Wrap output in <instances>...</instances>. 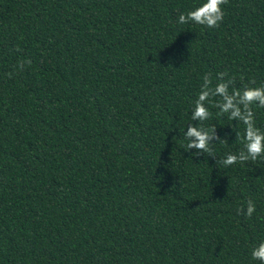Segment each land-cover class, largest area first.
<instances>
[{
    "label": "trees",
    "instance_id": "obj_1",
    "mask_svg": "<svg viewBox=\"0 0 264 264\" xmlns=\"http://www.w3.org/2000/svg\"><path fill=\"white\" fill-rule=\"evenodd\" d=\"M204 2L0 0V264H261L264 157L216 163L245 135L220 97L191 115L206 74L264 86V0L178 23Z\"/></svg>",
    "mask_w": 264,
    "mask_h": 264
},
{
    "label": "clouds",
    "instance_id": "obj_2",
    "mask_svg": "<svg viewBox=\"0 0 264 264\" xmlns=\"http://www.w3.org/2000/svg\"><path fill=\"white\" fill-rule=\"evenodd\" d=\"M227 3L228 0H206V2L186 14L181 13L178 17V23L188 24L189 22H194L208 28L219 27L224 18L222 5ZM24 63L31 65V60L21 62L18 66L22 69ZM226 75V72L219 73L218 79L220 82L216 83L215 86H213L210 74L204 76L203 85L195 101L191 119L200 122L208 120L211 112L206 105L211 102V98L218 96L221 99L214 105L220 109L218 114H228L229 119L240 121L245 125L243 148L236 154L229 153L223 160L216 161V163L228 167L238 162L256 161L258 158L264 157V131L256 127L255 113L252 110V105L254 104L264 107V86L245 87L243 91L238 89L229 91L233 80L224 81L223 78ZM252 83L255 82L253 81ZM184 136L188 141L186 144L188 151L195 149L196 155L206 153L208 157H215L212 147L214 141L227 143L226 139H221L216 134L215 126L206 129L203 126L197 127L190 124ZM255 210V203L252 200H248L246 215L251 217ZM251 256L253 260H258L261 264H264V242L253 248Z\"/></svg>",
    "mask_w": 264,
    "mask_h": 264
}]
</instances>
